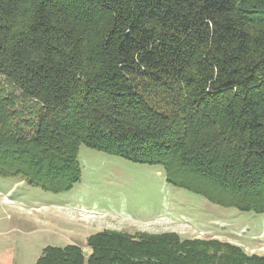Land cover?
Wrapping results in <instances>:
<instances>
[{
  "label": "trees",
  "instance_id": "16d2710c",
  "mask_svg": "<svg viewBox=\"0 0 264 264\" xmlns=\"http://www.w3.org/2000/svg\"><path fill=\"white\" fill-rule=\"evenodd\" d=\"M80 145L264 213V0H0V177L59 193ZM88 264H264L176 232L102 230ZM47 246L36 264H84Z\"/></svg>",
  "mask_w": 264,
  "mask_h": 264
},
{
  "label": "rangeland",
  "instance_id": "374dc122",
  "mask_svg": "<svg viewBox=\"0 0 264 264\" xmlns=\"http://www.w3.org/2000/svg\"><path fill=\"white\" fill-rule=\"evenodd\" d=\"M79 180L55 193L0 177V264H36L47 246H81L102 230L176 232L216 238L264 254V213L211 203L169 184L159 165L135 163L80 145Z\"/></svg>",
  "mask_w": 264,
  "mask_h": 264
},
{
  "label": "crops",
  "instance_id": "0c3cea01",
  "mask_svg": "<svg viewBox=\"0 0 264 264\" xmlns=\"http://www.w3.org/2000/svg\"><path fill=\"white\" fill-rule=\"evenodd\" d=\"M90 251H91V249H90Z\"/></svg>",
  "mask_w": 264,
  "mask_h": 264
}]
</instances>
